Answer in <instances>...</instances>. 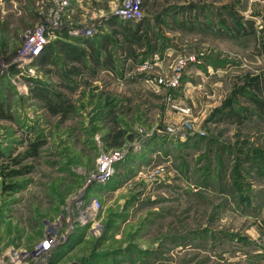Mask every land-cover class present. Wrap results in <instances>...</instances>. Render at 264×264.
<instances>
[{"label":"rangeland","instance_id":"obj_1","mask_svg":"<svg viewBox=\"0 0 264 264\" xmlns=\"http://www.w3.org/2000/svg\"><path fill=\"white\" fill-rule=\"evenodd\" d=\"M0 264H264V0H0Z\"/></svg>","mask_w":264,"mask_h":264},{"label":"built area","instance_id":"obj_2","mask_svg":"<svg viewBox=\"0 0 264 264\" xmlns=\"http://www.w3.org/2000/svg\"><path fill=\"white\" fill-rule=\"evenodd\" d=\"M63 5H65V1H63ZM61 9V8H60ZM134 8H132L133 10ZM128 13V12H127ZM33 40H37L36 38H33ZM39 42L37 43V46H35V48L33 49V51L30 53V55L32 54L33 56H36L38 54L41 53L42 51V48L44 47V45L42 43H44V40H38ZM25 57H27V59H29V56L28 54L26 53ZM178 79H179V75H176V77L174 78H171V80L168 82V84L170 86H177L178 85ZM158 83L160 84H165V82L163 80H158ZM118 157V156H117ZM111 158H109L108 156L107 157H104L100 160V166H99V175H100V178L102 180H106L110 173H111V167H110V163H111ZM98 207V203L97 201H94L91 203L90 205V208H88V211L92 212L93 210H96V208ZM50 239L46 241H44L42 244H41V248L42 250L40 251H43V250H47L49 248V246L51 245L50 243Z\"/></svg>","mask_w":264,"mask_h":264},{"label":"trees","instance_id":"obj_3","mask_svg":"<svg viewBox=\"0 0 264 264\" xmlns=\"http://www.w3.org/2000/svg\"><path fill=\"white\" fill-rule=\"evenodd\" d=\"M70 53H72V54H73V53H74V51H73V50H71V51H70ZM50 109H51V108H50ZM52 111H54V110H52ZM36 150H37V148H35V147H33V148H32V152H31V153H32V155H33V156L36 154Z\"/></svg>","mask_w":264,"mask_h":264},{"label":"bare ground","instance_id":"obj_4","mask_svg":"<svg viewBox=\"0 0 264 264\" xmlns=\"http://www.w3.org/2000/svg\"><path fill=\"white\" fill-rule=\"evenodd\" d=\"M91 216V215H90Z\"/></svg>","mask_w":264,"mask_h":264}]
</instances>
